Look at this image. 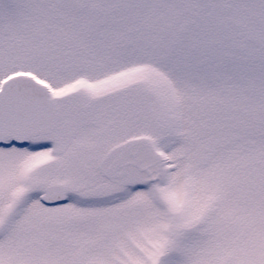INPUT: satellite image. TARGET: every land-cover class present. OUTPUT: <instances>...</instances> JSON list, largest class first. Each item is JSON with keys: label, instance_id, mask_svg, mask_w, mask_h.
<instances>
[{"label": "snow or ice", "instance_id": "obj_1", "mask_svg": "<svg viewBox=\"0 0 264 264\" xmlns=\"http://www.w3.org/2000/svg\"><path fill=\"white\" fill-rule=\"evenodd\" d=\"M0 264H264V0H0Z\"/></svg>", "mask_w": 264, "mask_h": 264}]
</instances>
